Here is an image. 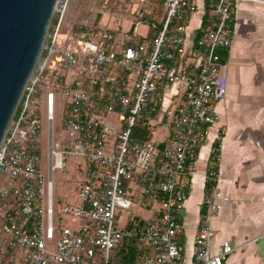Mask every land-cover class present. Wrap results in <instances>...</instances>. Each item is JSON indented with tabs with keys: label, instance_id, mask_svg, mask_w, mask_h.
<instances>
[{
	"label": "built area",
	"instance_id": "2783aa9c",
	"mask_svg": "<svg viewBox=\"0 0 264 264\" xmlns=\"http://www.w3.org/2000/svg\"><path fill=\"white\" fill-rule=\"evenodd\" d=\"M71 0H58L38 64L29 78L0 149V264H129L114 260L126 239L149 250L135 264H183L178 237L188 200L180 182L196 173L200 150L218 123L217 103L226 96L222 55L236 34V6L259 0H212L208 27L194 44L189 19L198 0H159L155 22H133L113 31L81 25L80 37L64 46L61 33ZM143 16V14H140ZM143 24L145 34L139 33ZM73 73V80L67 79ZM64 101L61 125L70 149L56 151V107ZM173 108V110H170ZM46 113L48 180L42 174L41 137ZM167 119L162 142H140L134 129ZM157 120V122H156ZM212 146L216 161L220 149ZM76 169L77 201L59 213L53 204V173L67 159ZM204 199L193 264H225L236 248L225 241L212 252L211 226L228 201L218 190L215 166L206 173ZM158 207L155 218L124 221L117 209ZM69 216L74 227L63 222ZM123 224L122 226H120ZM53 242H55L53 244ZM54 246V247H53ZM53 247V248H52Z\"/></svg>",
	"mask_w": 264,
	"mask_h": 264
},
{
	"label": "crops",
	"instance_id": "0c3cea01",
	"mask_svg": "<svg viewBox=\"0 0 264 264\" xmlns=\"http://www.w3.org/2000/svg\"><path fill=\"white\" fill-rule=\"evenodd\" d=\"M259 1L235 8L236 34L230 51L224 53L226 96L217 103L218 123L210 130V143L208 138L200 150L196 173L179 185L188 194L181 212L183 233L177 239L183 264L194 263V242L205 212L206 173L213 166L218 190L228 201H219L220 211L211 223L212 252L229 241L236 251L225 264H264V0ZM198 2L199 11L189 19V44L210 0ZM219 134L220 156L214 161L212 146Z\"/></svg>",
	"mask_w": 264,
	"mask_h": 264
},
{
	"label": "rangeland",
	"instance_id": "374dc122",
	"mask_svg": "<svg viewBox=\"0 0 264 264\" xmlns=\"http://www.w3.org/2000/svg\"><path fill=\"white\" fill-rule=\"evenodd\" d=\"M140 14H151L156 21L161 20L163 15V7L159 0H71L66 13V18L61 33L68 39L63 42L64 46L74 42L79 35V27L82 25H91L96 21L94 26H100L103 29L113 31L128 30L133 22L139 20ZM93 19V20H92ZM101 22L104 25L100 24ZM146 28L143 24L139 27V33L145 34ZM73 73L67 75V79L73 80ZM64 101L62 106L56 107L55 123L53 133V147L56 151L70 149L71 138L61 125V118L64 116ZM170 110H173L171 108ZM157 122V120H156ZM168 120L165 119L161 125H154L148 130L152 142H162L166 139L169 126ZM220 138L222 137L219 134ZM211 138L209 137L210 143ZM48 131L46 123V113L44 112V121L42 125L41 137V158H42V174L45 180H48ZM81 163L80 158L67 159L64 171L55 170L52 176L53 179V204L56 213L67 204H73L77 201L76 187L79 180L77 165ZM220 192V191H219ZM158 210V207L143 208L137 203L133 210L117 209V215H121L124 221L130 217L138 216L141 219L148 220ZM64 224L69 227H74L77 222H73L69 216H62ZM121 224L120 226H122ZM55 242H53L54 244ZM54 247V246H53ZM52 247V248H53Z\"/></svg>",
	"mask_w": 264,
	"mask_h": 264
},
{
	"label": "water",
	"instance_id": "95a60500",
	"mask_svg": "<svg viewBox=\"0 0 264 264\" xmlns=\"http://www.w3.org/2000/svg\"><path fill=\"white\" fill-rule=\"evenodd\" d=\"M58 0H0V149L33 74Z\"/></svg>",
	"mask_w": 264,
	"mask_h": 264
},
{
	"label": "trees",
	"instance_id": "16d2710c",
	"mask_svg": "<svg viewBox=\"0 0 264 264\" xmlns=\"http://www.w3.org/2000/svg\"><path fill=\"white\" fill-rule=\"evenodd\" d=\"M212 2L213 1L210 0V2L206 3V10H205V14L203 16V23H202L201 28L199 30H197L196 35L194 36V39H193L194 44L197 42V39L199 38V36L204 34L206 29L211 26V22L209 21V15L208 14L212 8V6H210V4ZM142 21L143 22H145V21L155 22L157 24V29L150 28V30H149V37L151 39L154 38L157 34V30H160V28H161V24L159 22L160 20L156 21L154 19V17L151 16V14H146L144 16L140 15L139 20H137V22H142ZM226 57H227V54L222 55L223 63L225 62ZM148 121L149 120H146V119L140 121L139 125L134 129V138L136 140H138L140 142L151 140L150 134L148 132V130H149V125L147 124ZM220 144H221V141L215 142V144H214L215 149H219ZM212 159L214 161H216L215 153H212ZM209 187H210V184L207 183V185H206L207 191H208ZM148 252H149V250L147 248H145L143 245H141V243L139 242V240L137 238L126 239L123 246L121 247V249L114 255V260L119 262V263L135 264L137 262V257L140 254H144V253H148Z\"/></svg>",
	"mask_w": 264,
	"mask_h": 264
}]
</instances>
